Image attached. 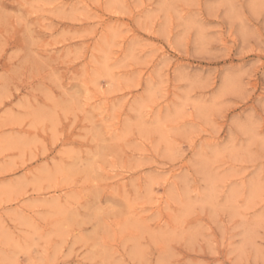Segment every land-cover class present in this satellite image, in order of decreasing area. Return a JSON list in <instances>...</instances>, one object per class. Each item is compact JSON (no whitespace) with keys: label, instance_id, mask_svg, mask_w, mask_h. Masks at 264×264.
Returning a JSON list of instances; mask_svg holds the SVG:
<instances>
[{"label":"rangeland","instance_id":"374dc122","mask_svg":"<svg viewBox=\"0 0 264 264\" xmlns=\"http://www.w3.org/2000/svg\"><path fill=\"white\" fill-rule=\"evenodd\" d=\"M0 264H264V0H0Z\"/></svg>","mask_w":264,"mask_h":264}]
</instances>
